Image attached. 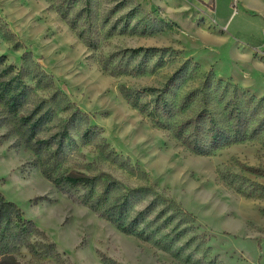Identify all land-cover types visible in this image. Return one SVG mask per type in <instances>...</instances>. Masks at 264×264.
Here are the masks:
<instances>
[{
	"label": "rangeland",
	"instance_id": "obj_1",
	"mask_svg": "<svg viewBox=\"0 0 264 264\" xmlns=\"http://www.w3.org/2000/svg\"><path fill=\"white\" fill-rule=\"evenodd\" d=\"M200 2L0 0V56L6 57L0 59V190L62 254L60 261L39 264H264V136L195 154L142 115L122 92L125 85L165 83L191 58L199 62L201 72L212 70L217 78L232 79L264 97V83L255 82L256 70L250 74L255 65L264 64L254 51L263 42L260 11L244 7L242 0L235 5L233 0H217V7L214 1L205 7ZM216 8L224 20L215 18ZM242 9L250 18L237 15ZM233 15V24L240 28L229 26ZM148 46L173 47L180 54L167 53L168 61L150 72L155 56L142 64L141 53L126 50ZM26 52L100 133L84 144L79 136L83 123L79 130L72 128L79 147L71 150L59 174L104 170L123 186L155 184L162 198L172 199L188 216L178 224L182 234L176 242L164 247L127 231L106 217L103 206L86 202L81 187L72 184L66 191L54 182L56 175L44 173L49 148L47 155L35 151V140L27 135L36 116L32 121L22 117L54 89L25 74L20 86L29 91L15 105L17 84L6 83L24 66ZM8 64L14 66L9 72ZM121 65L123 73L112 72ZM172 83H184V77ZM68 112L59 109L58 117ZM58 117L44 124L36 138L60 131L63 121ZM100 149H114L146 175L138 178ZM179 220V215L172 217L169 227Z\"/></svg>",
	"mask_w": 264,
	"mask_h": 264
},
{
	"label": "trees",
	"instance_id": "obj_2",
	"mask_svg": "<svg viewBox=\"0 0 264 264\" xmlns=\"http://www.w3.org/2000/svg\"><path fill=\"white\" fill-rule=\"evenodd\" d=\"M126 50L133 55L141 53L142 64L148 62V57L155 56L150 72L168 61L167 53L180 54L173 47L148 46ZM24 62L22 69L11 74L6 81L10 85L17 84L18 89L12 96L15 105L21 104L29 91L27 86H20L25 83V74L36 78L37 83H45L54 89L49 97L41 98L32 111L22 117L25 121H32L36 116L27 135L28 139L35 140V151L40 154L46 151L47 155L49 148V156L42 163L44 173L56 175L54 182L66 191L72 184L81 187L86 202L92 207L103 206L106 217L127 231L142 234L146 239L158 240L164 247L176 242L182 234L177 231L178 224L183 219L186 221L188 216L172 199L162 198L155 184L123 186L104 170L92 175L77 170L59 174L71 150L79 147V139L73 135L72 128L79 130L83 123L85 128L79 136L86 144L99 138L98 126L92 125L88 115L55 85L52 75L39 66L31 52L24 54ZM13 67L12 64L6 65L7 72ZM123 70L121 65L114 67L112 72L120 74ZM179 77H184V83H172ZM196 77L200 78L198 83H189ZM122 92L142 115L169 136L180 140L185 149L195 154H210L229 145L264 136V97H258L232 79L217 78L212 70L201 72L199 62L191 58L185 59L165 83L140 87L125 85ZM59 109L70 112L66 117H58ZM54 115L63 121V128L46 138L37 139L36 135L43 125L51 122ZM100 150L108 159L138 178L146 175L138 165H133L129 158L114 149ZM140 204L143 207L137 209ZM158 204L164 205L159 207ZM176 215L180 216V220L169 227L171 218ZM28 256L30 258L26 260ZM61 256L56 243L33 220L27 219L22 208L8 200L0 190V264H39L40 261H60Z\"/></svg>",
	"mask_w": 264,
	"mask_h": 264
},
{
	"label": "crops",
	"instance_id": "obj_3",
	"mask_svg": "<svg viewBox=\"0 0 264 264\" xmlns=\"http://www.w3.org/2000/svg\"><path fill=\"white\" fill-rule=\"evenodd\" d=\"M213 1L216 2V7H217V0H202V2H200V4L203 7H205V6H207L208 3L213 2ZM242 2L244 3L243 6L246 8L258 9L260 11L261 16L264 17V0H242ZM243 6H242V8H244ZM213 14H214L216 19L224 20L223 18L225 16L222 15L218 9H217V11L215 10L213 12ZM237 15H240L241 19L242 18L247 19V18H250V16H251V15L247 14V12L244 9H242L240 12L238 11ZM237 15H233L234 17L230 16V19H229V21H230L229 26H231L233 29L240 28L237 26L238 25L237 23H235V25L233 24V21ZM255 66H256V69L250 71V74L252 75L254 73V71L256 70L257 73L255 76V82L264 83V64L262 65V67L258 66V65H255ZM258 74H260V75H258Z\"/></svg>",
	"mask_w": 264,
	"mask_h": 264
},
{
	"label": "built area",
	"instance_id": "obj_4",
	"mask_svg": "<svg viewBox=\"0 0 264 264\" xmlns=\"http://www.w3.org/2000/svg\"><path fill=\"white\" fill-rule=\"evenodd\" d=\"M239 0H233V4H237ZM254 51L259 54V56L264 60V31H263V42L262 44L258 47L254 48Z\"/></svg>",
	"mask_w": 264,
	"mask_h": 264
},
{
	"label": "bare ground",
	"instance_id": "obj_5",
	"mask_svg": "<svg viewBox=\"0 0 264 264\" xmlns=\"http://www.w3.org/2000/svg\"><path fill=\"white\" fill-rule=\"evenodd\" d=\"M95 227V226H94Z\"/></svg>",
	"mask_w": 264,
	"mask_h": 264
}]
</instances>
